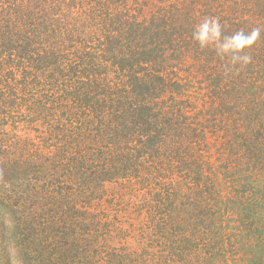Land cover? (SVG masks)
Wrapping results in <instances>:
<instances>
[{
    "label": "trees",
    "instance_id": "1",
    "mask_svg": "<svg viewBox=\"0 0 264 264\" xmlns=\"http://www.w3.org/2000/svg\"><path fill=\"white\" fill-rule=\"evenodd\" d=\"M207 17L259 33L246 62L193 39ZM33 118L61 122L47 153ZM0 134L19 264H264V0H0ZM115 182L143 227L120 204L87 222Z\"/></svg>",
    "mask_w": 264,
    "mask_h": 264
},
{
    "label": "rangeland",
    "instance_id": "2",
    "mask_svg": "<svg viewBox=\"0 0 264 264\" xmlns=\"http://www.w3.org/2000/svg\"><path fill=\"white\" fill-rule=\"evenodd\" d=\"M50 91L48 90V88H47V86L43 80V85L39 86V88L32 91L30 93V97H32V96H35L36 98L40 97V98H42L44 103L48 106V105H50V102L53 100V97H52V94ZM24 108H26V105ZM47 112L48 111H46V113ZM33 119H35V118H33ZM18 124L25 125L27 127V129H24V130H26L27 132L30 133L31 140L33 143L37 144L40 136H46L45 137L46 139L43 141V142H45V144L43 143V149L41 148L39 150L40 152L47 153L52 148L51 147L52 144H55V143L60 144V142H61V135H60V137L56 136L57 134H61L60 132H55V135H53V137H51V135L48 134L49 133L48 129H51L55 125H57L56 128H61V122L60 121L59 122H52V119H50V122H41L39 119H35L33 122H18ZM53 128H55V127H53ZM45 132H46V135H45ZM0 137H1V134H0ZM54 138H56L55 139L56 141L53 140ZM53 174L49 173V176L47 178V184L48 183L52 184V186L48 185V188L53 187L55 190L57 188L61 189V172L56 173L54 176H52ZM123 184H124L123 182H120V183L115 182V183H107L105 185V189H104L105 193H104V199H103L105 204L103 205V207L98 206V204L95 205L94 209L97 211V215H91L87 222L94 223L95 227H96V219L98 217L103 219V220L109 218L110 222H114L115 219L112 218L113 212L115 213V211L118 210L119 208H114L113 205L120 204L121 207H123L125 209H123L121 214L117 215L118 218H121L124 216L129 217V216H133V215H140L141 217L136 218L138 220L136 223L140 227L144 226V225L142 226V224H147L148 220L146 217V212L144 211V209H142V205H140V209L137 210V209H135L136 207H134L131 203H129L127 197L125 196L124 190H123ZM121 195H123V196H121ZM132 201L135 202V201H137V199H133ZM136 204H138V203L136 202ZM77 235L78 236L84 235L82 228L77 231ZM3 242L8 244L7 242L3 241L2 238H0V245ZM5 249H6L5 252L7 254H10L9 260H10L11 264H19V262L15 258L14 250H13L12 246L10 244H8Z\"/></svg>",
    "mask_w": 264,
    "mask_h": 264
},
{
    "label": "clouds",
    "instance_id": "3",
    "mask_svg": "<svg viewBox=\"0 0 264 264\" xmlns=\"http://www.w3.org/2000/svg\"><path fill=\"white\" fill-rule=\"evenodd\" d=\"M193 39L202 47H214L221 57H230L233 63L246 62L247 57L239 53L251 47L257 39L258 32L245 34L237 32L231 36H222V29L216 18L207 17L201 20L194 28Z\"/></svg>",
    "mask_w": 264,
    "mask_h": 264
}]
</instances>
